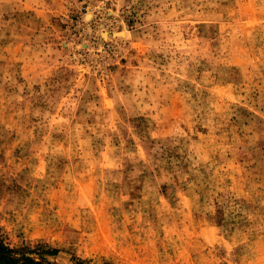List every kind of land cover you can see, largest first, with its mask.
<instances>
[{
  "label": "rangeland",
  "instance_id": "obj_1",
  "mask_svg": "<svg viewBox=\"0 0 264 264\" xmlns=\"http://www.w3.org/2000/svg\"><path fill=\"white\" fill-rule=\"evenodd\" d=\"M0 237L264 264V0H0Z\"/></svg>",
  "mask_w": 264,
  "mask_h": 264
},
{
  "label": "trees",
  "instance_id": "obj_2",
  "mask_svg": "<svg viewBox=\"0 0 264 264\" xmlns=\"http://www.w3.org/2000/svg\"><path fill=\"white\" fill-rule=\"evenodd\" d=\"M60 251L57 249H46L40 251L17 252L10 248L0 237V264H55L48 257H58ZM36 255V257H33ZM70 264H93L86 263L77 258H72Z\"/></svg>",
  "mask_w": 264,
  "mask_h": 264
},
{
  "label": "bare ground",
  "instance_id": "obj_3",
  "mask_svg": "<svg viewBox=\"0 0 264 264\" xmlns=\"http://www.w3.org/2000/svg\"><path fill=\"white\" fill-rule=\"evenodd\" d=\"M120 35L123 36L122 33ZM103 38L107 39V34H103ZM25 227L27 231L32 232L34 235H40V236H45V235L49 236V234H51L53 229L52 225L46 226L45 224H42L39 220L34 218L25 221ZM57 229H58V225L54 227L55 231ZM87 245L96 249H100L101 251L106 250L108 247H112L113 250L116 251L117 249L116 246L118 245L122 247L124 243H114L113 238L111 236L105 234L104 232H96L94 236L91 234L89 240H87Z\"/></svg>",
  "mask_w": 264,
  "mask_h": 264
}]
</instances>
